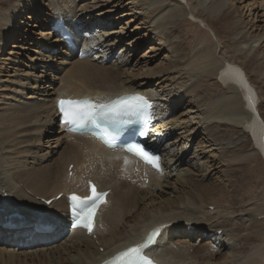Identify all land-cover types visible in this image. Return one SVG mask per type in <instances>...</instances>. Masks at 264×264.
I'll return each mask as SVG.
<instances>
[{
    "label": "bare ground",
    "instance_id": "6f19581e",
    "mask_svg": "<svg viewBox=\"0 0 264 264\" xmlns=\"http://www.w3.org/2000/svg\"><path fill=\"white\" fill-rule=\"evenodd\" d=\"M151 1L0 0V223L11 222L10 227L0 226V264H34L33 253H53V239L63 236L70 251L58 256L60 264H106L119 252L141 245L158 228L162 231L157 245L147 253L159 264H257L264 245L258 243L262 230H256L255 215L248 209L249 191L256 186L247 182L253 151L264 156V120L246 73L253 75L264 96V0H252L250 10L240 6V17L236 15L241 10L233 7L238 0H210L209 7L208 0L195 6L158 0L160 16L152 13ZM253 8L249 26L243 12L247 9L251 18ZM222 11L228 17L216 22L229 30L224 32L232 44L208 45L195 53L189 66H182L177 44L167 34L175 20L195 13L197 19L215 23ZM119 12L124 13L114 18ZM122 20L126 21L117 34L123 40L139 34L131 44L148 42L155 58L167 60L166 68L137 74L119 67L118 47L122 53L127 50L121 43H108L109 34H97L115 29ZM57 21H64L76 36V52L52 30ZM79 51L85 59L78 57ZM231 51L240 54L248 72L229 60ZM217 72L233 87L207 85L206 79ZM126 94L150 102L152 129L167 137L162 144L161 138L150 137L160 144L161 173L90 135L66 132L67 126L56 120L60 98H87L104 105ZM171 103L183 112L175 113L168 107ZM54 127L64 136L46 137ZM199 134L198 148L203 149L185 162ZM59 148L58 156L50 159ZM201 165L204 175L198 172ZM145 173L148 184L143 182ZM212 174L222 176L218 184L205 182ZM90 181L99 191L111 193L97 215L96 229L87 235L70 228L68 195H87ZM59 194L64 196L45 203ZM53 229L51 240L30 243ZM210 236L207 247L203 241Z\"/></svg>",
    "mask_w": 264,
    "mask_h": 264
},
{
    "label": "rangeland",
    "instance_id": "374dc122",
    "mask_svg": "<svg viewBox=\"0 0 264 264\" xmlns=\"http://www.w3.org/2000/svg\"><path fill=\"white\" fill-rule=\"evenodd\" d=\"M198 1V2H197ZM200 1H203V0H200ZM240 1V2H239ZM257 2L260 1V0H256ZM158 2V0H152L151 1V4H154V6L152 7L153 9V14L154 15H157V16H160L161 15V12L162 10H160V5L158 2V4H156ZM181 2L185 5H190V6H195L199 3V0H181ZM248 3V4H247ZM242 4V5H241ZM252 4V0H238L236 1V3H234L233 7L235 9H239V11L241 10L240 8L243 7V6H250L249 10L252 9L251 5ZM205 5H207L208 7L211 5L210 3V0H208V2L205 3ZM241 6V7H240ZM159 7V8H158ZM230 7H232L230 5ZM237 7V8H236ZM247 8V9H248ZM256 8V7H255ZM159 9V10H158ZM247 9L244 10L243 12V15L245 17H243V19L246 20V22H248L249 26L252 25V22H253V18H254V8L252 10V14H251V18H249L248 16V13H247ZM109 10V8H106V10L104 11H107ZM161 11V12H160ZM160 12V13H159ZM225 11H222L221 12V15L218 17H215L216 19H214L215 23H212L210 22L209 20H212V19H205V20H200V19H197L195 16V13H192L186 17H184L183 19H179L178 21L175 20L174 24H173V28L172 29H169L167 32L168 36L171 38V40L173 39L174 42H175V45L177 44L176 47V50H177V55L178 57L180 58L181 60V65L182 66H189V63L192 62L193 58L196 56V52H198L199 50L203 49L204 47H207L208 45H219L220 47H224L225 45L227 46L228 44H232V39H230V41H228V36L229 34L224 32V31H229V30H226L225 28H223L222 25H220L219 22H216L217 20H222V19H226L228 17V14L227 12ZM124 12H119L117 14H115L114 18L122 15ZM238 13H241V14H238ZM237 13V17H240L242 16V10L240 12ZM247 13V14H246ZM197 14V13H196ZM152 15V16H154ZM206 15V14H205ZM247 15V16H246ZM194 16V17H193ZM206 17V16H204ZM113 18V19H114ZM249 18V19H248ZM163 19H161L160 21L162 22ZM183 20V21H182ZM208 20V21H207ZM123 21V22H122ZM121 22L118 23V25H116L114 28L115 29H112V27H110L111 29H107L106 31H99V33L97 34V37H100L104 32L109 34L110 36L108 37V43H111V42H114V44H117V43H121L123 46L122 48L124 47L127 51L126 52H121V47L119 46L118 47V50H117V54L121 55L120 58H118V60L120 59H124L126 57V55H128V57L126 59H124V62L123 61H118L117 60V63L119 64V67H122L124 70L126 69H130V70H134L135 69V73H146L148 74V71L149 70H153L154 73H159L162 68H166V65L168 64L167 63V60L164 59L163 57L160 59L158 58H155V54L151 52V46H148L149 43L147 44L146 41H138L136 44H131L132 40L135 41L134 39H136L137 37H139L138 35L139 34H135V35H132L133 37L131 38H127V40H123L122 39V35L121 34H117L118 32H120L119 30L123 27V24L125 23L126 20H122ZM208 22V23H207ZM179 23V24H178ZM219 23V24H217ZM251 23V24H250ZM214 24V25H213ZM220 25V27H219ZM256 25V23H255ZM257 26V25H256ZM255 26V27H256ZM135 28V27H134ZM176 30H175V29ZM130 30V29H129ZM132 30V29H131ZM130 30V31H131ZM222 32H221V31ZM129 31V32H130ZM176 31V33H175ZM180 31L182 33H180ZM116 32V34H115ZM222 34V35H221ZM224 35V36H223ZM227 36V37H226ZM179 38V39H178ZM222 40H221V39ZM227 38V39H226ZM221 41H220V40ZM120 40H122V42H119ZM227 42H226V41ZM97 44L101 43V40H98L96 41ZM205 43V44H204ZM222 45H220V44ZM110 45V44H109ZM225 46V47H226ZM200 47V48H199ZM131 50V51H130ZM219 50V49H218ZM264 50V49H263ZM149 51V52H148ZM234 52V53H233ZM110 53V52H109ZM230 54V55H229ZM228 54V58L229 60L232 62V63H238V66L244 71V73L248 72L249 70L245 67V66H242V63H241V59L239 58L240 54L239 53H236V51H231L230 53ZM236 54V55H235ZM131 55V56H130ZM112 56V55H111ZM110 56V57H111ZM123 56V57H122ZM130 56V58H129ZM152 56V57H151ZM182 56V57H180ZM237 56V57H235ZM185 57V58H184ZM182 58V59H181ZM188 58V59H187ZM231 58V59H230ZM236 58V59H235ZM184 59V60H183ZM187 60V62H185ZM137 61V63H136ZM130 63L131 64H127V63ZM184 62V63H183ZM127 65H126V64ZM147 63V64H146ZM240 64V65H239ZM128 66V67H127ZM131 67V68H130ZM139 70V72H138ZM160 70V71H159ZM248 70V71H247ZM137 71V72H136ZM219 74V75H218ZM247 78L248 80L251 82V84L253 85V87L255 88V91H256V94H257V100H256V104H257V111L259 113V115H261V118L264 120V111L261 110V106L264 105V96H262L260 94V90L258 89V84L255 83V79L253 77V75H251V73H246ZM252 77H250V76ZM160 76H153L152 78H155L156 80L159 79ZM250 77V78H249ZM206 80H209L207 81V85L208 84H212L215 85L216 82L218 84L221 85V87L224 89V90H229L230 88H232L233 86L229 83V82H226V81H223L222 79H220V72L216 73L212 79H206ZM144 81V80H143ZM139 83L142 82V80H139L138 81ZM173 82V81H172ZM161 83V82H160ZM171 84V83H170ZM42 98V97H40ZM179 100V99H178ZM184 103V102H183ZM174 104V105H173ZM182 105V103L180 104ZM171 106L173 108V111L175 113L177 112H180L178 113L181 114L183 111H178V107L175 105V103H171V105H168V107ZM179 106V105H178ZM187 106H190L189 104L186 105V108H189ZM175 108V109H174ZM262 112H261V111ZM176 115V116H178ZM57 120V119H56ZM55 129V130H54ZM67 132V130H65ZM200 135V134H199ZM195 140V143L192 142V146L189 148V150L187 151L186 153V156L184 158V161L185 162H189L192 160V156L195 152H201V150L203 149L202 147L199 149L198 148V142L200 141V138L202 135H200ZM64 136V134L62 133H58V130L56 127H54L53 129H50V130H47V135L46 137H49V138H53V139H57L58 137H62ZM169 138V137H168ZM175 138V137H173ZM249 138V137H248ZM198 143V144H197ZM247 143H250V139H247ZM209 147V146H208ZM45 152H47V149L45 150ZM61 152V148H59L57 150V153L56 154H52L50 153L51 158L52 157H56L58 156V153ZM44 154V153H43ZM46 154V153H45ZM253 154H255V156L253 157V160L250 162L249 166L248 167L249 169H251V172H250V175H252L251 178L248 179V184H254L256 187L253 189V190H250L249 191V194H248V197H249V200L250 202L248 203L249 206H248V209H250V211L252 212L253 215H255L254 217L256 218V221L258 222H255L257 225L256 227L258 226V228H256V230H262L261 233L258 234V237L257 239L259 240L258 243H263L262 245H264V157L263 155H260L258 152L256 151H253ZM240 156V155H239ZM239 160H241V158L239 157L237 159V162H239ZM188 162V163H189ZM240 163V162H239ZM239 163L235 164L236 166L239 165ZM71 167V166H70ZM184 169H186L187 166H183ZM253 170V172H252ZM69 171H70V176L72 175V172H71V169L69 168ZM198 172L200 173H203L202 175H204V172H203V165H201L199 167V170ZM243 170H239L238 173L239 175L242 176V173ZM199 173V174H200ZM210 173V172H209ZM254 173V174H253ZM214 174H212L211 176L212 177H207L208 179L205 180L206 183H215V184H218L220 182V180L222 179V176H213ZM221 177V178H220ZM173 178V177H172ZM171 178V180H172ZM213 178V179H212ZM245 179V178H244ZM215 181V182H214ZM147 184V183H146ZM223 184V183H222ZM220 184V185H222ZM154 190V187H150V191H153ZM251 193V194H250ZM251 195V196H250ZM139 206H141V204L139 203ZM247 208V207H246ZM211 210H213V207L210 208ZM135 212V211H134ZM139 211L136 212V214L138 213ZM57 229V227H55ZM54 230L53 229L50 233H47V234H44V235H37V236H41V237H36V238H33L30 243L33 244L34 242H37V240L35 239H38V240H42L44 239V237H47L48 240H51L52 238H54ZM3 231H7L6 229H3ZM211 239V236L210 238H206L205 241H203L205 243V245L208 247L210 244V240ZM67 237L66 236H63L61 237V239L57 240V239H53V243L57 244L56 248L53 250V253L51 252H48V251H45L43 253H41V257H40V253L36 255V253H33V256L34 258L32 260H30V263H34V264H44L45 262L43 260L46 261V263H51L53 264L54 262L56 264H60L59 263V257H65L66 256V253L69 252V248L66 244H68L67 242ZM20 241V238L18 240L15 241V243L13 244V248L16 247L18 245V243ZM196 243V242H195ZM214 243V242H213ZM216 244H218V242H215ZM61 244V245H60ZM21 249L24 248V247H20ZM32 249V248H31ZM63 249V250H62ZM175 249H177V246L175 247ZM263 251H261L260 255L258 256V261H257V264H264V247L261 248ZM24 250V249H23ZM103 249H101L102 251ZM54 251H60L59 254H57L58 252H54ZM65 251V252H64ZM226 251V250H225ZM46 253V254H45ZM44 254V255H43ZM55 255L54 257L52 256ZM47 255V256H46ZM39 258H38V257ZM48 257V258H47ZM56 257V258H55ZM68 257V256H67ZM66 257V258H67ZM44 258V259H43ZM50 258V260H49ZM52 258V260H51ZM41 259V260H40ZM55 259V260H54ZM57 259V260H56ZM49 260V262H48ZM39 262V263H38ZM45 263V264H46ZM54 263V264H55Z\"/></svg>",
    "mask_w": 264,
    "mask_h": 264
},
{
    "label": "snow or ice",
    "instance_id": "6c2138e0",
    "mask_svg": "<svg viewBox=\"0 0 264 264\" xmlns=\"http://www.w3.org/2000/svg\"><path fill=\"white\" fill-rule=\"evenodd\" d=\"M60 110L64 113L65 123L75 124L81 119V112L79 111V104L75 101H60ZM133 149H130V151ZM136 154L145 159L146 162L152 163L153 167L159 168L157 163L158 157L151 156L143 148L136 146ZM93 196L81 199L76 195L70 197L73 202V212L77 215V225L92 231V223L90 217L87 216V210L93 208L95 204L107 195L106 193L98 194L95 187L92 186ZM83 217V219H81ZM147 243L140 247H134L121 253L114 261L113 264H152V261L144 255V248Z\"/></svg>",
    "mask_w": 264,
    "mask_h": 264
}]
</instances>
